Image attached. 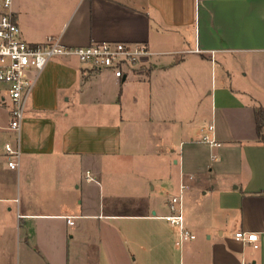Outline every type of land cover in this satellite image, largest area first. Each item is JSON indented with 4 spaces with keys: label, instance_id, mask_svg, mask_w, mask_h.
I'll return each instance as SVG.
<instances>
[{
    "label": "crops",
    "instance_id": "obj_1",
    "mask_svg": "<svg viewBox=\"0 0 264 264\" xmlns=\"http://www.w3.org/2000/svg\"><path fill=\"white\" fill-rule=\"evenodd\" d=\"M12 10L32 43L54 35L153 54L121 77L64 55L37 74L19 170L0 146V264H264V0H13ZM182 185L195 237L178 245L162 216ZM238 231L256 232L258 246Z\"/></svg>",
    "mask_w": 264,
    "mask_h": 264
},
{
    "label": "built area",
    "instance_id": "obj_2",
    "mask_svg": "<svg viewBox=\"0 0 264 264\" xmlns=\"http://www.w3.org/2000/svg\"><path fill=\"white\" fill-rule=\"evenodd\" d=\"M13 0H0V83L4 85L7 95L1 96L11 103L10 120L7 127L1 129L11 130L15 140H8L4 144L5 158L9 168L19 170L22 149L20 147L21 124L25 115L27 103L33 93L37 74L43 70L49 60L55 55L76 56L81 61L95 68L112 69L116 76L124 75L126 68L143 61L152 55L145 45L130 44L116 41H97L87 45L68 46L58 36H48L43 42L32 43L20 36V28L14 19L12 10ZM209 129H214L211 124ZM202 141L211 145L220 143L215 137L202 135ZM87 178L93 179L89 171ZM179 195L173 196L170 202L171 212L162 216L177 231L178 245L195 237L193 231L186 225L183 211V188ZM74 216L67 217L70 224L74 223ZM235 237L250 241L257 247V233L238 231Z\"/></svg>",
    "mask_w": 264,
    "mask_h": 264
},
{
    "label": "rangeland",
    "instance_id": "obj_3",
    "mask_svg": "<svg viewBox=\"0 0 264 264\" xmlns=\"http://www.w3.org/2000/svg\"><path fill=\"white\" fill-rule=\"evenodd\" d=\"M2 95L6 96L7 91L5 90L4 85L2 83H0V126L1 127H7L9 124L8 112H9V108L11 107V103H10V100L8 98L6 99V104L2 103V101H1ZM11 135H12L11 130L0 128V136H2L1 141H0L1 147L4 145L5 140H11V141L13 140ZM164 223L166 225L169 224L167 221L161 220V224L163 225Z\"/></svg>",
    "mask_w": 264,
    "mask_h": 264
},
{
    "label": "trees",
    "instance_id": "obj_4",
    "mask_svg": "<svg viewBox=\"0 0 264 264\" xmlns=\"http://www.w3.org/2000/svg\"><path fill=\"white\" fill-rule=\"evenodd\" d=\"M256 123H257V132L260 136L261 139H263L262 135V127L264 125V109L263 108H258L256 109Z\"/></svg>",
    "mask_w": 264,
    "mask_h": 264
}]
</instances>
